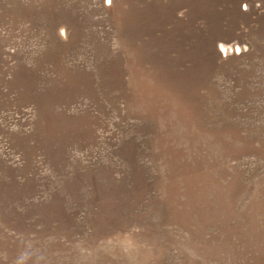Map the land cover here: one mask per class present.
Segmentation results:
<instances>
[{
    "label": "rangeland",
    "instance_id": "rangeland-1",
    "mask_svg": "<svg viewBox=\"0 0 264 264\" xmlns=\"http://www.w3.org/2000/svg\"><path fill=\"white\" fill-rule=\"evenodd\" d=\"M0 264H264V0H0Z\"/></svg>",
    "mask_w": 264,
    "mask_h": 264
},
{
    "label": "bare ground",
    "instance_id": "bare-ground-1",
    "mask_svg": "<svg viewBox=\"0 0 264 264\" xmlns=\"http://www.w3.org/2000/svg\"><path fill=\"white\" fill-rule=\"evenodd\" d=\"M234 47L233 46H231V47H229V48H227V49H229V50H227V49H223V51H222V53H224V54H226L228 51H230V49H233ZM236 48V47H235ZM239 48H237V49H235V50H238Z\"/></svg>",
    "mask_w": 264,
    "mask_h": 264
}]
</instances>
